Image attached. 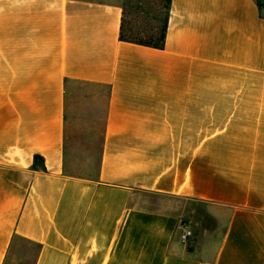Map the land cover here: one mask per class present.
Here are the masks:
<instances>
[{
  "label": "crops",
  "instance_id": "0c3cea01",
  "mask_svg": "<svg viewBox=\"0 0 264 264\" xmlns=\"http://www.w3.org/2000/svg\"><path fill=\"white\" fill-rule=\"evenodd\" d=\"M124 14L0 0V264L19 242L32 264H264V10L170 0L163 49L122 41ZM77 90L93 178L66 171Z\"/></svg>",
  "mask_w": 264,
  "mask_h": 264
},
{
  "label": "rangeland",
  "instance_id": "374dc122",
  "mask_svg": "<svg viewBox=\"0 0 264 264\" xmlns=\"http://www.w3.org/2000/svg\"><path fill=\"white\" fill-rule=\"evenodd\" d=\"M116 1L120 2L124 7L127 22L126 35L130 38H146L150 34V29L156 25L155 19H158L164 11L162 7L164 0ZM80 95L81 91L77 90L74 97L68 102L69 114L71 117L72 115L74 116L71 119L72 121L69 124L70 127L67 132L66 171L75 176L93 178L98 171V156L102 138V118L98 117L93 120L87 116L92 111H89L91 110L89 106L82 102ZM146 201L147 205L151 207L156 205L157 208H160L162 204L166 205L165 208L169 206H167L166 200L160 198H148ZM171 204L174 203L170 202ZM182 222L185 223V220H182ZM179 234L180 231L178 230L176 234L177 239ZM12 255L10 264H32L35 247L28 243L19 242L17 249Z\"/></svg>",
  "mask_w": 264,
  "mask_h": 264
},
{
  "label": "trees",
  "instance_id": "16d2710c",
  "mask_svg": "<svg viewBox=\"0 0 264 264\" xmlns=\"http://www.w3.org/2000/svg\"><path fill=\"white\" fill-rule=\"evenodd\" d=\"M259 11L264 10V1L255 0ZM163 13L156 20V25L150 29V34L146 38H130L126 35V19L124 16L120 38L124 42H129L137 45H142L154 49H163L165 34L167 29L168 13L170 8V0H164ZM125 15V14H124ZM40 165L38 166V164ZM33 168L44 170L43 159L39 156H34Z\"/></svg>",
  "mask_w": 264,
  "mask_h": 264
},
{
  "label": "built area",
  "instance_id": "2783aa9c",
  "mask_svg": "<svg viewBox=\"0 0 264 264\" xmlns=\"http://www.w3.org/2000/svg\"><path fill=\"white\" fill-rule=\"evenodd\" d=\"M179 240L182 244H186L189 239L193 236V231L191 227L183 222L179 225Z\"/></svg>",
  "mask_w": 264,
  "mask_h": 264
}]
</instances>
